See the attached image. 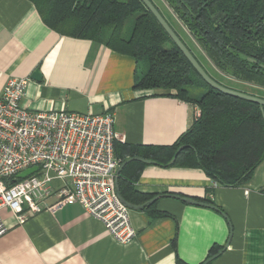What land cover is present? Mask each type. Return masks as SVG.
<instances>
[{
    "label": "crops",
    "instance_id": "crops-1",
    "mask_svg": "<svg viewBox=\"0 0 264 264\" xmlns=\"http://www.w3.org/2000/svg\"><path fill=\"white\" fill-rule=\"evenodd\" d=\"M36 69L40 81L30 79ZM135 69L131 57L49 29L28 0H0V93L9 79H28L21 102L26 109L110 113L119 142L170 146L197 109L153 90H134ZM133 188L162 196L154 209L166 215L151 218L144 205L129 209L135 236L126 244L79 204L43 209L22 223L3 208L8 229L0 237V264H176L177 258L202 264L215 248L221 250L210 264H264V159L236 187L219 186L200 169L146 165ZM168 194L207 198L219 211Z\"/></svg>",
    "mask_w": 264,
    "mask_h": 264
},
{
    "label": "trees",
    "instance_id": "trees-1",
    "mask_svg": "<svg viewBox=\"0 0 264 264\" xmlns=\"http://www.w3.org/2000/svg\"><path fill=\"white\" fill-rule=\"evenodd\" d=\"M28 1L42 22L59 35L94 41L133 58L134 90H153L156 95L179 99L197 109L190 127L170 146L114 141V156L120 163L142 157L163 168L200 169L223 187H236L251 178L264 159V120L260 106L208 86L140 0ZM163 1L219 73L264 89V0ZM133 15L132 28L124 36L125 21ZM141 63L143 70L138 72ZM180 146L186 147L170 163ZM145 166L137 161L127 163L118 176L117 193L130 204L144 205L151 218L164 216V212L154 209V203L148 205L152 196L133 188ZM197 201L212 205L207 198ZM220 250L213 249L208 257ZM176 264L184 263L177 258Z\"/></svg>",
    "mask_w": 264,
    "mask_h": 264
},
{
    "label": "built area",
    "instance_id": "built-area-1",
    "mask_svg": "<svg viewBox=\"0 0 264 264\" xmlns=\"http://www.w3.org/2000/svg\"><path fill=\"white\" fill-rule=\"evenodd\" d=\"M27 83L9 79L0 93V211L22 223L43 209L79 204L115 241L130 242L135 231L116 190L113 115L30 111L21 103ZM7 229L0 216V237Z\"/></svg>",
    "mask_w": 264,
    "mask_h": 264
},
{
    "label": "water",
    "instance_id": "water-1",
    "mask_svg": "<svg viewBox=\"0 0 264 264\" xmlns=\"http://www.w3.org/2000/svg\"><path fill=\"white\" fill-rule=\"evenodd\" d=\"M144 6L147 8L148 11H150V13L154 16V18L157 20V22L159 23V25L162 27V29L165 31V33L168 35V37L171 39V41L175 44V46L177 47V49L183 54V56L185 57V59L190 63V65L192 66V68L195 70V72L199 75V77L211 88H213L214 90H217L218 92H221L225 95L231 96V97H235V98H239L242 100H246L252 103H255L257 105L260 106V110H261V114H262V118L264 120V111H263V107H264V98H260L251 94H247L241 91H237L228 87H225L219 83H217L215 80H213L208 74L207 72L203 69V67L198 63V61L195 59V57L193 56V54L190 52V50L185 46V44L181 41V39L178 37V35L174 32V30L171 28V26L168 24V22L165 20V18L161 15V13L158 11V9L154 6V4L150 1V0H140ZM263 24V28H264V20L262 22ZM30 79L33 81H40L41 80V75L39 73V70L36 69L33 71V73L30 76ZM186 146H180L173 159L171 160L170 163H173L176 155L182 150L184 149ZM132 161H137L140 162L142 164L145 165H155V162L148 160V159H144L142 157H132L127 159L126 161L120 163L118 165V168L116 170V190H118V176L121 172V170L123 169V167ZM36 171V167H32L29 168L21 173H19L16 178L17 179H22L25 178L29 175H31L32 173H34ZM167 197H171L173 199L182 201L186 204H190V205H195V206H203V207H207L210 209H213L215 211H219L217 207H215L214 205L211 204H207L204 202H200L197 201L193 198H189L186 196H182L179 194H168L166 195ZM159 197L162 196H155L152 199H150L148 201V205L153 204L155 201H157L159 199ZM119 199L121 201V203L127 207L128 209H133V210H141L143 208V205H133L130 204L128 202H126L123 198H121L119 196ZM230 239V237H229ZM229 239L227 241V243L225 244V246L223 247V249H225L228 246L229 243ZM222 249V250H223ZM219 254V253H218ZM218 254L211 256L209 258H207L202 264H207L209 262H211Z\"/></svg>",
    "mask_w": 264,
    "mask_h": 264
},
{
    "label": "rangeland",
    "instance_id": "rangeland-1",
    "mask_svg": "<svg viewBox=\"0 0 264 264\" xmlns=\"http://www.w3.org/2000/svg\"><path fill=\"white\" fill-rule=\"evenodd\" d=\"M151 1L159 9V11L162 13L164 18L166 17L167 21L172 25V27L178 33L179 37L182 39L184 44L189 48L191 53L196 57V59L199 61L202 67L207 71V73L213 79L219 81L221 84L227 87H234L233 89L245 91L246 93L256 95L257 97H260L258 95L264 94V91H260L257 87H254L253 85L235 81L219 73L208 61L204 53L200 50L199 46L189 35L187 29L178 21L176 16L173 14L172 10L167 6V4L163 0H151ZM134 19L135 16L133 15L125 21L124 32H123L124 36H127L128 33L130 32ZM142 70H143V64L141 63L138 72H141ZM197 92L198 91L194 93L196 94Z\"/></svg>",
    "mask_w": 264,
    "mask_h": 264
},
{
    "label": "flooded vegetation",
    "instance_id": "flooded-vegetation-1",
    "mask_svg": "<svg viewBox=\"0 0 264 264\" xmlns=\"http://www.w3.org/2000/svg\"><path fill=\"white\" fill-rule=\"evenodd\" d=\"M264 20V19H263ZM263 22V21H262ZM262 26H263V24H262ZM263 30H264V28H263Z\"/></svg>",
    "mask_w": 264,
    "mask_h": 264
}]
</instances>
